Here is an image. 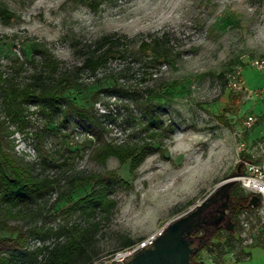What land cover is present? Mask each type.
<instances>
[{
    "label": "rangeland",
    "instance_id": "1",
    "mask_svg": "<svg viewBox=\"0 0 264 264\" xmlns=\"http://www.w3.org/2000/svg\"><path fill=\"white\" fill-rule=\"evenodd\" d=\"M0 7L9 13L0 18L2 70L23 85L56 62L54 80L68 77L58 93L101 126L72 114L49 117L32 104L15 123L0 109L5 146L34 175L54 181L37 205L0 218V255H10L14 228L61 229L58 240L31 237L25 250H32L62 244L75 226L86 229L92 264H111L124 240L142 243L209 198L240 165L261 161L256 122L243 126L252 100L227 83L237 69L247 87L255 80L249 64L264 53V0H0ZM103 38L112 45L100 44ZM105 52L94 73L82 68ZM103 142L149 153L133 171L129 160L101 164L93 152ZM93 175L101 180L83 181ZM93 192L114 203L109 213H65ZM242 214L231 249L221 258L202 249L196 264H264V226ZM220 235L209 242L223 243L227 234Z\"/></svg>",
    "mask_w": 264,
    "mask_h": 264
},
{
    "label": "trees",
    "instance_id": "2",
    "mask_svg": "<svg viewBox=\"0 0 264 264\" xmlns=\"http://www.w3.org/2000/svg\"><path fill=\"white\" fill-rule=\"evenodd\" d=\"M8 17L7 9L0 7V18L4 20ZM109 41H112L111 38H103L99 43L104 45ZM153 42L157 46L156 40ZM108 44L112 45V43ZM152 49L155 53L157 52V48ZM107 52L99 56L91 55L87 57L82 68L94 73L97 67L101 65L103 56ZM44 69L41 72H34L26 83L20 85L15 82L12 75L5 73L2 66H0V109L4 116L11 118L16 123L24 114V106L32 104L40 108L46 116L60 115L63 119H66L68 114H72L79 119H84L96 130H99L101 126L98 117L89 114L84 109L73 108L71 102L58 93L59 88L68 81L67 74H61L56 81L54 80L58 64L50 61ZM6 131L5 122L0 120V218L25 213L24 210L28 209V205H37L38 200L52 188L54 183L53 180L40 178L39 174L34 175L30 164L24 162L23 159H18L11 153L5 146ZM144 149L136 154L138 150L136 146L112 145L103 142L94 149L93 156L101 164L105 163L110 157L116 158L120 163L129 160L130 170L133 171L148 155L149 150ZM47 159L48 157L43 155V162H46ZM238 170L242 173L244 166L242 168V165H240ZM111 175L109 172L108 178L113 181ZM94 179L101 180L98 175H93L84 178L83 181L89 182ZM251 196L243 194L237 185L230 188L228 214L233 226L232 230L217 229L212 236H217L219 241L222 238L220 234L225 232L227 235L224 242L211 243L208 241L203 247L204 250L215 251L217 256L221 258L225 248L231 249V242L237 230L238 216L245 212L251 213L258 206L259 202L254 207L249 205ZM113 205L114 203L108 201L102 194L93 192L74 203L65 213L70 215L75 211H81L90 214V208L92 210L101 209L104 213H109ZM13 231L16 236L6 240L7 243L11 244L10 255H0V264H92L93 256L88 252L90 239L82 234L86 229L78 232L74 226L67 232L66 239L62 244L42 245L32 250H25L31 237L44 240L49 236H54L58 240L61 237V229L53 230L50 228L44 230L43 228L33 227L25 232L17 228H14ZM200 232L201 230H198L196 233L199 234ZM132 245H134V242L126 239L121 246L127 248ZM262 249L264 250V247ZM238 261H241V259L237 258L236 262ZM215 264L221 263L216 262Z\"/></svg>",
    "mask_w": 264,
    "mask_h": 264
},
{
    "label": "water",
    "instance_id": "3",
    "mask_svg": "<svg viewBox=\"0 0 264 264\" xmlns=\"http://www.w3.org/2000/svg\"><path fill=\"white\" fill-rule=\"evenodd\" d=\"M238 176L239 170L234 178ZM234 178L221 184L186 215L171 222L152 243L153 247L139 250L126 264H196L192 256L203 249L217 229L232 230L228 205L229 190L237 184ZM258 202L257 196H251L249 205L254 207ZM198 230L203 233L196 238L198 245L191 247L188 237Z\"/></svg>",
    "mask_w": 264,
    "mask_h": 264
},
{
    "label": "built area",
    "instance_id": "4",
    "mask_svg": "<svg viewBox=\"0 0 264 264\" xmlns=\"http://www.w3.org/2000/svg\"><path fill=\"white\" fill-rule=\"evenodd\" d=\"M252 68L257 71L264 72V53L259 57L253 58L249 64ZM227 86L230 90L235 93L243 94L247 99H251L254 96L253 92L247 91L244 81L241 76V70L237 69L228 78ZM255 120L252 117H247L243 123V126L247 129L251 128ZM241 188L248 194L252 196H257L259 198L258 206L251 213L242 214L243 217L255 216L257 220L264 226V154L262 159L258 163L247 162L244 163V171L240 176L234 178ZM249 221L246 220L243 224V230H250ZM166 228V227H165ZM164 228V229H165ZM162 229L157 234L150 236L145 241L140 244H135L127 247L112 255L110 259L111 264H118L124 262L126 259L130 258L137 251L147 248L152 245L156 238H158L164 231ZM252 243V239H249Z\"/></svg>",
    "mask_w": 264,
    "mask_h": 264
},
{
    "label": "crops",
    "instance_id": "5",
    "mask_svg": "<svg viewBox=\"0 0 264 264\" xmlns=\"http://www.w3.org/2000/svg\"><path fill=\"white\" fill-rule=\"evenodd\" d=\"M255 71L257 74L251 87H247L246 82H244L246 88L254 93V98L250 99L252 104L247 117H252L255 120L257 125L254 131L256 137L264 141V72Z\"/></svg>",
    "mask_w": 264,
    "mask_h": 264
},
{
    "label": "flooded vegetation",
    "instance_id": "6",
    "mask_svg": "<svg viewBox=\"0 0 264 264\" xmlns=\"http://www.w3.org/2000/svg\"><path fill=\"white\" fill-rule=\"evenodd\" d=\"M203 232L201 231L199 234H197V233H195V234H190V236L188 237V239H189V245L191 246V247H196L197 245H198V242H197V240H196V238L199 236V235H201ZM151 247H153V245L152 246H150L149 248H151ZM139 253V251H137L136 253H134L130 258H128V259H126L124 262H122V263H118V264H126L127 262H128V260H130V259H132L135 255H137ZM198 253H195L193 256H192V260L195 262V257H196V255H197ZM196 263V262H195ZM190 264V263H189Z\"/></svg>",
    "mask_w": 264,
    "mask_h": 264
}]
</instances>
